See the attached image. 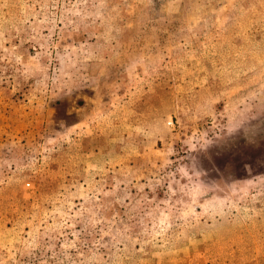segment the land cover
Instances as JSON below:
<instances>
[{"label":"rangeland","instance_id":"obj_1","mask_svg":"<svg viewBox=\"0 0 264 264\" xmlns=\"http://www.w3.org/2000/svg\"><path fill=\"white\" fill-rule=\"evenodd\" d=\"M0 264H264V0H0Z\"/></svg>","mask_w":264,"mask_h":264}]
</instances>
